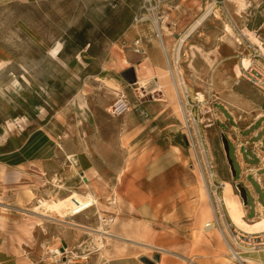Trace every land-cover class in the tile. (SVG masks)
<instances>
[{
    "label": "rangeland",
    "instance_id": "374dc122",
    "mask_svg": "<svg viewBox=\"0 0 264 264\" xmlns=\"http://www.w3.org/2000/svg\"><path fill=\"white\" fill-rule=\"evenodd\" d=\"M244 2L241 6L239 0H0V53L8 64L0 77V113L4 117L8 115L6 108L20 106L35 127L48 130L60 143V157L65 161L55 169L67 172V178L75 171L70 155L73 152L80 154L84 170L89 169L87 175L79 177L81 183L61 193V184L66 179L41 181L39 176L43 172L36 166L32 170L38 175L30 183L22 182L15 198L12 192L0 188L7 206L1 209L0 241L8 235L19 243L16 238L21 237L23 243L31 246L34 259L42 264H56L60 257L57 250L62 251L66 264H104L124 251L139 256L136 264H146L140 256L144 253L154 260L158 250L134 241L159 246L163 250L158 253L171 256L175 246L161 229L171 222L174 211L161 204H168L167 200L171 202L173 196L164 198L158 209L152 206L140 210L135 206L139 190L130 176L134 168L153 169L162 159L161 165L168 168L163 188L155 194L154 182L142 180L140 186L146 192V201L141 202L153 200L162 191H174L177 182L187 178L184 174L187 172L188 178L197 184L202 206L199 205V219L195 220L191 237L184 239L183 252L190 253L196 264H239L217 231L205 238L195 236L204 224H201L202 211L209 212L210 202L195 153L184 142L186 123L176 110L177 100L171 98L172 83L166 76L167 62L154 19L159 18L160 25L166 29L164 38L171 66L182 83L180 101L186 122L188 117L198 123L210 142L219 179L224 181L226 219L234 223L236 218L243 217L249 224L262 228L264 224H254L264 219V97L245 78H239L237 55L242 48L235 41L234 27L244 33L255 32L264 43V0ZM209 9L214 10L196 27ZM227 24L233 28L234 36L227 33ZM84 38L90 42L86 46L82 45ZM137 38L141 39L144 53L133 49ZM155 46L159 53L152 50ZM179 46L181 56L176 63ZM60 50L63 56L58 53ZM58 56L66 60L60 61ZM131 67L142 78H148L145 88L138 83V76L133 84L124 78L122 72ZM178 67L183 73L180 74ZM183 83L189 92H185ZM15 86L28 102L16 92ZM122 98L127 101L128 109L115 115L113 106ZM194 102L197 105L193 106ZM223 136L230 143L237 171L235 178ZM170 138L179 145L184 157L174 167H166L173 159L168 147L163 156L155 154L158 146L166 145ZM245 139L253 150L249 151L250 157L241 158L236 146ZM238 183L248 191L247 204L236 187ZM88 197L97 202L96 207L81 214L85 221L66 211L76 207L78 199L85 203ZM44 199L54 205L52 210L41 207L40 201ZM21 205L28 207L25 213L17 207ZM62 211L67 212L66 220L74 219L94 228L102 227L99 215L116 212L115 223L105 229L131 240L102 239L70 226L59 221L63 219ZM42 212L50 216L39 214ZM11 214L20 218L7 225L3 215ZM210 219L211 213L204 222ZM238 225L250 228L240 221Z\"/></svg>",
    "mask_w": 264,
    "mask_h": 264
},
{
    "label": "crops",
    "instance_id": "0c3cea01",
    "mask_svg": "<svg viewBox=\"0 0 264 264\" xmlns=\"http://www.w3.org/2000/svg\"><path fill=\"white\" fill-rule=\"evenodd\" d=\"M2 1V0H1ZM8 2L14 1V0H6ZM153 48V51H156L159 53L158 46L151 47ZM62 51H65L62 49ZM61 50L58 52L60 53V56H63L64 52ZM152 51V53H154ZM57 53V54H58ZM58 56V60L64 61L66 58ZM8 66L7 59L4 58V55L0 53V77L4 73V69ZM137 72V70H136ZM14 83V81H12ZM16 92L22 96V98L28 102L25 95L21 93V90H19L15 86ZM8 115H5L4 117L0 113V188H5L7 193L12 192V198H15V191L18 189V186L25 182L30 183L29 181H34L36 178L35 169L32 167L36 166L40 168L43 172L42 176H39V180L52 182L54 179L58 178L60 182H63L64 179H66V182L61 184V188L59 192L67 191L65 189L71 190L72 188L76 187L77 184L81 183V180L79 177H82V175H87V170H84L85 168L82 165L81 157L78 152H73L70 155H72L74 162L73 166L75 168L74 172H71L72 174L68 177L67 172H63L61 170H56V166L60 164H65V161L62 160L60 157V143L57 141V139L45 128L43 127H35L32 123V121L29 119L27 115V111L20 107H10L6 108ZM184 140V139H183ZM186 142V140L184 141ZM166 145L162 144V147L158 146L156 149L155 154H160L161 156L164 155L165 148L168 147L169 155L173 158L171 159V163L167 164L166 167L173 165L177 166L179 165L183 160L184 157L182 156L181 150H179V145H177L176 142L173 141V139H169V141L165 142ZM158 150V151H157ZM168 157V156H167ZM155 167L147 168L146 166L134 168L133 172L136 171V173L132 176V179L134 180V184H136V188L139 190V201H136V205L138 209H146L151 208L154 206L156 209L159 207V203L162 202L164 198H168V196L171 194L173 196V200L169 202L167 200L168 204H161L162 207H166L170 209L173 214L170 216V223H167L166 225L162 226L161 232L168 233L170 236V240L173 242L175 246V252L172 253L171 258L165 256L164 253H160V261L159 264H182L180 260L191 262L192 264H196L194 260L190 259V253L183 252L186 250V243H184V239H188L191 237L192 234V228L195 224V220L199 219L198 211H199V205L202 206L200 201L198 200L197 195V184L189 179V174L186 172L184 173L187 178L180 179L177 182L178 187L176 189H173L174 191H170V193H162L158 196H156L153 200L151 199L149 202H141L142 200L146 201V192L141 189V182L142 180H150L151 182H154V186H157L155 189V194H157L159 188H163L162 184L165 180L164 175H166L165 170L168 168H164L162 165V159H160ZM72 161V160H70ZM137 163V162H136ZM135 163V164H136ZM159 164L161 166H159ZM71 166V165H70ZM127 175V174H126ZM189 177V178H188ZM83 178V177H82ZM183 178V177H180ZM197 179V178H196ZM76 184V185H74ZM63 185H66V188H62ZM18 191V190H17ZM42 191L45 192V189ZM24 191H20V195L23 197ZM142 192V195H141ZM175 195V196H174ZM3 193L0 192V215H1V209L7 207L4 200L2 199ZM17 198V196H16ZM25 198V197H24ZM88 200V198L86 199ZM95 200V199H94ZM198 200V201H197ZM96 201V200H95ZM26 202V201H25ZM97 202V201H96ZM28 203V202H26ZM80 201L76 202V207L80 206ZM18 208H21V212L25 213V210L28 209V207H25L24 205L17 206ZM118 210V209H117ZM116 213V212H115ZM207 211H202V223H204V219L207 218V216L203 219V215H207ZM7 214V213H6ZM83 214V213H82ZM118 216V215H117ZM4 222L8 225V223H12V221L19 220V216L11 214L10 216L3 215ZM122 220L124 217H121ZM1 219V216H0ZM77 220L85 221L83 215L79 214L78 217H76ZM117 219V218H116ZM11 220V221H9ZM235 223L238 225V222L240 221L242 224H245L249 226V229H244L242 227H239L244 230H264V228L255 227L252 224H249L247 221L244 220L243 217H238L235 220ZM83 223V222H80ZM2 224V222L0 223ZM85 224V223H83ZM165 224V223H162ZM11 225V224H10ZM90 226V225H89ZM168 226V227H167ZM255 228V229H254ZM1 227H0V238L1 235ZM214 232V231H213ZM211 232V233H213ZM211 233H203L201 238L207 237ZM116 235V234H115ZM117 237L114 238H124L125 240H131L126 237L116 235ZM19 243L14 242L15 240H10L8 238V235L2 238L0 241V264H42L40 261L35 260L32 256V249L31 246L27 243L22 242L21 237H17ZM223 241V240H222ZM140 245L145 246V248H148L147 245L153 246L154 248H150L151 250H158V252L162 251L163 248L149 244L144 243L141 241H134ZM20 245V246H19ZM226 246V245H225ZM158 247V248H157ZM127 253V254H126ZM231 254V252H230ZM140 256H147L150 258V255H147L144 253ZM243 259H251L253 261V264L255 262L257 264H262L263 261V254L262 253H253L248 252L245 253V255H242ZM139 257L138 255L129 254V252L124 251L123 254L120 256H117L115 258H112L111 260H108L109 262H116L115 264H136L135 260ZM233 258V257H232ZM106 261L104 264H107ZM108 262V263H109ZM114 264V263H113Z\"/></svg>",
    "mask_w": 264,
    "mask_h": 264
},
{
    "label": "built area",
    "instance_id": "2783aa9c",
    "mask_svg": "<svg viewBox=\"0 0 264 264\" xmlns=\"http://www.w3.org/2000/svg\"><path fill=\"white\" fill-rule=\"evenodd\" d=\"M234 28L236 35L235 41L240 48H242L237 55V58H239L237 65L240 67L241 77L245 78L264 97V52L262 51L260 45L252 41L249 36L243 32V30L238 27ZM133 49L136 53L145 52L140 38H137L134 41ZM244 61H247V65H245ZM197 99L202 101L200 98ZM195 105H197L196 102H194L193 106ZM128 106L129 105L127 101H125V98H122L113 106L112 113L120 115L128 109ZM185 126L183 135L185 136L189 149L194 151L196 162L199 164V167L206 178L208 190L211 199L213 200L217 225L221 229L222 233L226 235V239L230 247L233 248L232 253H234L238 259H242V255L248 252L262 253L264 256V230L255 232L245 231L234 224L232 220L229 221L226 219V204L223 197L224 181L219 179L218 166L205 132L201 129L198 123L191 122V119L188 117ZM236 147L241 155V158L244 157V155L250 157L249 151L253 150V147L248 139L239 140ZM215 204L217 210L215 208ZM92 207H96L95 201L91 207L81 213L75 209L71 214L79 215ZM116 215L117 214L115 212H104L99 215V221L105 231H107V228H110V225L115 223ZM62 255L55 260L56 264H66L62 260ZM262 264H264V258Z\"/></svg>",
    "mask_w": 264,
    "mask_h": 264
},
{
    "label": "bare ground",
    "instance_id": "6f19581e",
    "mask_svg": "<svg viewBox=\"0 0 264 264\" xmlns=\"http://www.w3.org/2000/svg\"><path fill=\"white\" fill-rule=\"evenodd\" d=\"M239 2H240V4H241V6H244L245 5V2H244V0H239ZM240 8V7H239ZM213 10L214 9H209V11L207 12V14H205L204 15V17H202L199 21H198V23H197V25H196V27L197 26H199V25H201L202 23H203V21L205 20V18H207L208 17V15L210 14V13H212L213 12ZM154 23H155V27H156V29H157V31L159 32L158 33V37H160V42H161V45H162V49H163V52H164V55H165V58H166V62H167V72H166V76L171 80V83H172V89H171V98L172 99H176L177 100V106H176V110H177V112L179 113V114H181V116H182V119H183V122L184 123H186V119H185V114H184V109H183V106H182V104H181V101H180V99H181V94H180V84H182V83H179L178 82V79H177V77L175 76V73H174V69L172 68V66H171V62H170V57H169V55H168V45H167V43H166V40H165V38H164V31L166 30L163 26H161L160 25V22H159V18H155L154 19ZM226 31H227V33L230 35V36H234V31H233V28L231 27V25H226ZM244 31V30H243ZM245 34L246 35H248L249 36V38L253 41L254 40V42L255 43H257V44H259L260 45V47H261V49H262V51L264 52V43L263 42H261V40H259V38L256 36V34H255V32H253V31H250V30H248V32H245ZM189 34H187V36H188ZM229 37V36H228ZM235 37H236V35H235ZM186 39V38H185ZM183 41V40H182ZM183 42H185V41H183ZM182 45V44H181ZM180 45V46H181ZM180 46H179V49H178V51L179 52H177V54H176V58L175 59H177L176 60V63H179V59H180V52H181V49H180ZM244 63H245V65H247V61H244ZM178 70H179V72H180V74L181 73H183L182 72V70L178 67ZM137 76H138V83L139 84H141V88H145V86H147L148 84H147V81H148V78H142L141 76H140V73L138 72V70H137ZM180 78H181V80H182V82H183V77H182V75H180L179 76ZM241 77V70H240V67H239V78ZM179 78V79H180ZM186 83V82H185ZM185 83H183V86H184V89H185V92H189V87L187 86V85H185ZM147 84V85H146ZM182 86V85H181ZM184 91V90H183ZM182 91V92H183ZM184 93V92H183ZM170 95V94H169ZM262 115V114H261ZM199 168V167H198ZM199 173H200V177H201V179H202V184H203V188H204V192L207 194V197H208V200H209V202H210V210H209V212L207 213V215L206 214H204L203 216H207V217H209V214L211 213V219H210V221L209 222H204V224H202V226L200 227V232L197 234V235H195L198 239L199 238H201V236H202V234L203 233H211V232H213V231H217L218 232V234H219V236H220V238L223 240V242H224V244L226 245V247H227V249L229 250V251H231V253L233 252V248L232 247H230V245H229V243H228V241H227V239H226V235H224L223 233H222V231H221V229L218 227V225H217V221H216V217H215V209H214V206H213V204H212V199H211V197H210V194H209V191H208V188H207V184H206V179H205V177H204V175H203V173H202V171H201V169H199ZM260 179V178H259ZM227 188H228V184L226 185V187H225V189L227 190ZM225 190V191H226ZM92 201V202H91ZM94 198H90V197H88V201L87 202H85V203H81L80 204V206L79 207H72V208H69V210H66L68 213L69 212H73L75 209H77V211H79L80 213L82 212V211H84V210H86V209H88L89 207H91L92 205H93V203H94ZM41 202V207H44L43 209H45V210H47V211H50V210H52L53 208H54V205L53 204H51L50 203V201H48V200H42V201H40ZM96 202V201H95ZM39 209V206H37L36 207V209H34L35 211V213H37L38 210ZM67 212H65V211H62V218L63 219H59V221H61V222H64V223H66V224H69L70 226H75V227H79V228H82V229H84V230H87L89 233H91V234H97V236H99V238H106V239H111V238H114V237H117L115 234H113L111 231H105L102 227H92V226H89V225H87V224H83V223H80V222H77L76 220H74V219H70V220H66L65 218H67L68 216H67ZM39 214H42V215H44V216H50V215H47L46 214V212H42V213H39ZM264 216V215H263ZM54 219V218H53ZM203 219H204V217H203ZM234 223H235V221H234ZM236 224V223H235ZM264 224V219H263V221L262 222H256L254 225H263ZM237 225V224H236ZM238 226V225H237ZM239 227V226H238ZM240 228V227H239ZM264 227H262V229H263ZM122 239V238H121ZM124 239V238H123ZM102 241V240H101ZM101 247V246H100ZM147 247L149 248H154L153 246H150V245H147ZM158 248V247H157ZM57 252L60 254V255H62L63 253H62V251H60V250H57ZM232 255V257L233 258H235L237 261H238V263L239 264H253V261L251 260V259H247V258H245V259H238V257H236L235 255H234V253H232L231 254ZM142 257H144V256H141V258ZM147 257V256H146ZM149 258V257H148ZM155 264V263H154Z\"/></svg>",
    "mask_w": 264,
    "mask_h": 264
},
{
    "label": "water",
    "instance_id": "95a60500",
    "mask_svg": "<svg viewBox=\"0 0 264 264\" xmlns=\"http://www.w3.org/2000/svg\"><path fill=\"white\" fill-rule=\"evenodd\" d=\"M122 75L130 84L137 82V75H136V70L134 67L128 68L127 70L123 71ZM223 141H224V146H225V150H226V156H227L228 162L231 166L233 176L235 178L237 176V171H236L233 159H232L231 154H230V143H229L228 139H226L225 136H223ZM186 144H187V142H186ZM236 187L238 188L240 196L242 197L244 203L247 204V202H248V191H247V189L241 183L236 184ZM64 244H66V243H64ZM62 249H64V248H62ZM153 259L154 260H151L150 258H148L146 256L141 258V260L143 262H145L146 264H154V261H157V262L160 261V253H158V252L155 253L153 256Z\"/></svg>",
    "mask_w": 264,
    "mask_h": 264
},
{
    "label": "trees",
    "instance_id": "16d2710c",
    "mask_svg": "<svg viewBox=\"0 0 264 264\" xmlns=\"http://www.w3.org/2000/svg\"><path fill=\"white\" fill-rule=\"evenodd\" d=\"M85 40L83 41V44L84 46H86L87 44H89L90 42L86 41V38H84Z\"/></svg>",
    "mask_w": 264,
    "mask_h": 264
}]
</instances>
